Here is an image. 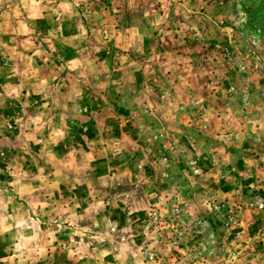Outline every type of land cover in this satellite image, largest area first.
Masks as SVG:
<instances>
[{
	"label": "rangeland",
	"instance_id": "rangeland-1",
	"mask_svg": "<svg viewBox=\"0 0 264 264\" xmlns=\"http://www.w3.org/2000/svg\"><path fill=\"white\" fill-rule=\"evenodd\" d=\"M3 1L0 264H264V0Z\"/></svg>",
	"mask_w": 264,
	"mask_h": 264
},
{
	"label": "crops",
	"instance_id": "crops-1",
	"mask_svg": "<svg viewBox=\"0 0 264 264\" xmlns=\"http://www.w3.org/2000/svg\"><path fill=\"white\" fill-rule=\"evenodd\" d=\"M16 2H10L8 5H6V6H11V9H12V6H13V4H15ZM4 1L3 0H0V13L1 12H3V8H4ZM7 4V3H6ZM9 8L10 7H7V9H6V11H8L9 10ZM0 15H2V14H0ZM59 240V241H58ZM57 241L58 242H63L61 239H57ZM64 248H65V246H64ZM70 248V247H69ZM69 250V249H68ZM69 255V257H72V258H75L76 259V255L77 254H79V252L78 251H76L75 249H73L72 251H70V253H68ZM77 256H79V255H77ZM95 257H96V259H95ZM97 259H99V257H98V253H96L95 252V254H94V256H92V259L91 260H97Z\"/></svg>",
	"mask_w": 264,
	"mask_h": 264
},
{
	"label": "built area",
	"instance_id": "built-area-1",
	"mask_svg": "<svg viewBox=\"0 0 264 264\" xmlns=\"http://www.w3.org/2000/svg\"><path fill=\"white\" fill-rule=\"evenodd\" d=\"M157 218V216L156 215H154V219H156ZM151 257V256H150Z\"/></svg>",
	"mask_w": 264,
	"mask_h": 264
}]
</instances>
